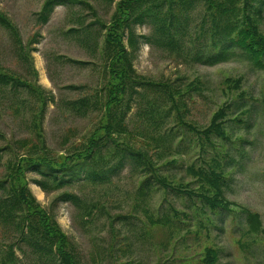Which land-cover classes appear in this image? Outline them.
I'll list each match as a JSON object with an SVG mask.
<instances>
[{"label":"rangeland","instance_id":"374dc122","mask_svg":"<svg viewBox=\"0 0 264 264\" xmlns=\"http://www.w3.org/2000/svg\"><path fill=\"white\" fill-rule=\"evenodd\" d=\"M44 1L0 0V13L10 23L0 22V68L22 82L0 84V146L8 140L35 139L32 119L45 100V149L58 158L83 150L100 118L98 110L76 115L72 102L90 96L110 79L97 48L104 43L101 22L111 21L117 0L55 5L42 22ZM86 3L93 6L97 19ZM203 13V3L188 11L186 33L179 35L180 45L174 48L142 37L151 34L150 23L132 27L133 41L123 38L136 77L169 84L181 93L176 95L178 109L171 105L166 89L157 85L138 87L130 102L128 127L158 167L149 172L145 195H140L139 186L146 172L129 157L105 183L72 181L44 190L35 182L44 177L24 171L30 193L64 231L77 264H207L203 258L208 247L216 253L213 264H264V64L229 40L223 42L230 44L226 59L204 63L203 57L215 50L208 31L193 32ZM259 30L264 34V15ZM217 44L221 48L222 40ZM226 78H240L239 87H229ZM227 103L225 138L199 137L189 129L206 126ZM151 108L153 113L145 117L143 111ZM148 135L165 136L166 141H153ZM98 149L96 155L109 157L107 147ZM216 160L222 164L221 189L231 202L228 209H211L202 200L204 182L190 170H216ZM1 171L0 166V175ZM64 191L77 194L80 205L57 199ZM144 208L168 223H150ZM247 210L259 215L256 231ZM18 232L11 223L0 224V264L9 243H14V254L7 257L12 264H59L56 254L39 256L29 243L19 241Z\"/></svg>","mask_w":264,"mask_h":264},{"label":"trees","instance_id":"16d2710c","mask_svg":"<svg viewBox=\"0 0 264 264\" xmlns=\"http://www.w3.org/2000/svg\"><path fill=\"white\" fill-rule=\"evenodd\" d=\"M74 1L82 0H45L40 12L42 22L48 20L55 5ZM201 3H203L204 13L201 21L197 23V29H194L193 32L200 35L208 31L213 38L215 50L203 57L204 63L212 65L226 59L227 56L224 52L230 44L225 45L223 42L229 40L230 43L242 48L255 62L264 64V34L259 30V23L264 15V0H117L111 21L109 23L101 22L104 43L97 48L103 65L108 68L110 79L103 85L95 87L94 93L90 96H81L72 102L73 110L78 116L87 115L90 110L100 112L96 128L83 145L85 148L77 151V155H74L75 152L61 154L58 158L47 155L42 131V111L45 100L40 101L38 110L32 119L36 128L32 131L35 139L26 137L11 142L8 140L0 146V166L2 168V175H0V224L11 223L15 230L19 227V241L29 243L40 252L39 256L52 253V255L58 256L59 264H77L68 250V240L64 231L58 227L46 211L40 208L30 193L24 171L26 169L27 171H36L44 177L43 180H35L37 185L44 190L48 185L52 189H58L65 184H71L72 181L92 184L105 183L109 181L110 176L116 175V171L123 167L121 163L126 157H129L134 164H141L142 171L146 172L145 178L139 186L140 195H145L150 188L148 180L151 176L149 172L152 169L157 170L158 167L152 161L148 150L137 143V137L128 127L126 114L131 108L130 102L137 94L138 87L157 85L166 89V95L171 105L178 109L176 95L181 93H179V89H175L169 84L136 77L131 69V61L128 58L123 38L126 36L128 42L133 41L136 36L134 37L132 34V27L150 23L153 30L149 36L142 34L143 38L149 43H155L161 47H177L180 45L179 35L186 33L188 11ZM86 4L97 19L93 6ZM0 22L10 24L1 13ZM72 29L76 31V28ZM220 40H222L221 48L217 44ZM94 41L96 42V40ZM76 61L85 63L80 60ZM240 81V78H226L229 87L238 88ZM14 83L22 82L14 79L0 68V84ZM191 86L193 85L191 84ZM228 107H230V103L219 108L203 128L188 126L189 129H194L199 137L208 138L211 134H216L225 138L223 122L226 117L225 110ZM152 113L153 108L143 111L145 117ZM142 134L143 132H138L136 135ZM147 138L153 141H162V143L166 141L165 136L155 138L148 135ZM98 147H107L110 152L109 157L101 158L96 155ZM158 147L157 144L155 149ZM4 153L7 154L6 158H4ZM115 154H119V159H111V156ZM96 160H99L101 164L94 165L93 162ZM213 163L216 165V170L213 167L207 172L204 169L195 171L190 168V170L197 173L206 185L203 183L201 185L203 189L199 195L202 200L211 209L218 207L228 209L231 202L225 199L221 189L223 184L222 164L219 160ZM156 180L167 186L164 180L159 178ZM57 199L70 201L77 206L81 201L77 194L71 191H64L58 195ZM91 208L96 207L92 205ZM144 211L149 214L150 223L164 225L168 223L167 219L152 217L153 214L147 208H144ZM246 212L251 229L256 231V224L259 223L258 213L248 210ZM13 246L14 243L7 245V257L14 254ZM7 257L3 258L1 262L12 264L7 261ZM203 261L207 264H213L216 261L214 249L206 248Z\"/></svg>","mask_w":264,"mask_h":264}]
</instances>
